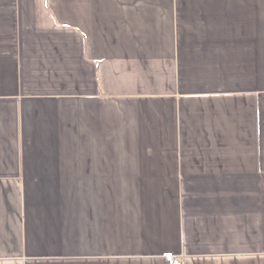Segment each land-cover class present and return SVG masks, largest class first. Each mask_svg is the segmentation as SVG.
<instances>
[{
  "label": "crops",
  "instance_id": "crops-1",
  "mask_svg": "<svg viewBox=\"0 0 264 264\" xmlns=\"http://www.w3.org/2000/svg\"><path fill=\"white\" fill-rule=\"evenodd\" d=\"M264 264V0H0V264Z\"/></svg>",
  "mask_w": 264,
  "mask_h": 264
},
{
  "label": "built area",
  "instance_id": "built-area-1",
  "mask_svg": "<svg viewBox=\"0 0 264 264\" xmlns=\"http://www.w3.org/2000/svg\"><path fill=\"white\" fill-rule=\"evenodd\" d=\"M170 264H178V261L175 259H171Z\"/></svg>",
  "mask_w": 264,
  "mask_h": 264
}]
</instances>
